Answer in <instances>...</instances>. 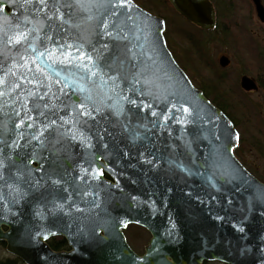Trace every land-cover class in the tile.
Wrapping results in <instances>:
<instances>
[{
    "label": "water",
    "instance_id": "obj_1",
    "mask_svg": "<svg viewBox=\"0 0 264 264\" xmlns=\"http://www.w3.org/2000/svg\"><path fill=\"white\" fill-rule=\"evenodd\" d=\"M166 1L179 16L198 29L214 28L215 10L209 0ZM252 2L257 18L264 24L260 0ZM23 4L24 0H0V9H6L0 10V24L4 19L9 22L23 20L27 14ZM130 8L132 19L121 33L126 37L121 43L132 50L128 55L133 57L134 71L142 73L137 87L150 94L134 95L127 91L129 84H122V94L137 99V103L152 105L143 112L134 109L139 117L146 119L134 116L131 123H127V116L117 119L105 111L110 119L102 124L115 134L114 137L105 134L104 141L93 139L91 149L69 146L67 154L62 153L58 158L43 151L32 161H26L36 179L44 175L38 170V164L45 168L48 165L56 167L61 175L53 178L61 179V188L67 191L49 188L47 200L30 195L19 204L10 203L8 199L0 201V242L5 244L7 254L23 264H203L213 261L264 264V184L251 176L234 157L233 150L239 139L235 127L191 84L177 65L165 44L163 19L147 13L132 0ZM144 20L146 25L136 26L135 22ZM72 23L78 27L65 25L61 30L70 43H79L76 38L80 36L95 41L92 29L99 31L95 21L80 16ZM40 35L43 37L44 32ZM23 50L24 46L9 48L10 55L0 56V76L16 65L13 69L16 76L9 75L8 84L0 87V91L8 93L0 97V138L9 141L15 139L19 131L25 132L26 137L31 134L26 126L19 130L14 127L21 118H26V109L21 107L17 97L23 99L26 96L24 88H33L37 80H32L31 84L25 82L15 91L8 86L13 80L33 75L26 71L24 61L18 57V52ZM40 50H43L42 45ZM3 51L0 44V52ZM226 61V57H222L219 63L225 66ZM45 62V58H40L42 67ZM31 67L35 69L36 65ZM56 70L61 69L57 66ZM48 71L53 76L52 91H57L58 85L54 83L57 78L52 70ZM38 79L49 83L43 75ZM83 83L91 87L87 81ZM243 86L249 87L245 83ZM38 91L43 93L47 88ZM104 91H108L107 86ZM98 92V89L93 92L97 103L100 100L108 104L114 102ZM45 102L39 101L40 111H45ZM28 107H32L30 101ZM181 107L188 108L191 115L177 111ZM124 109L125 112L129 109L126 102ZM167 109H172L168 115L186 120L183 131L175 120H169L166 129L159 126L164 122L161 110ZM151 111L158 114L157 127H153L152 121L157 117H152ZM30 115L36 117L37 123L44 120L38 112ZM120 121L127 123V131ZM137 124L141 126L136 127ZM136 136L139 138L133 142ZM104 143L108 144L107 148L103 147ZM27 151H32L31 146ZM54 159L56 163L52 164ZM145 159H152V164L144 163ZM179 163L193 174L178 168ZM81 166L104 172L97 180L91 176L81 179ZM0 191L7 193L2 181ZM86 192L90 194L85 195ZM58 204L64 205L63 212L58 210ZM130 224L143 227L151 237L142 255H136L124 238L123 230ZM241 227L243 232L237 230ZM52 236L64 237L70 252H52L46 242Z\"/></svg>",
    "mask_w": 264,
    "mask_h": 264
},
{
    "label": "snow or ice",
    "instance_id": "obj_2",
    "mask_svg": "<svg viewBox=\"0 0 264 264\" xmlns=\"http://www.w3.org/2000/svg\"><path fill=\"white\" fill-rule=\"evenodd\" d=\"M130 5L131 0H24L22 7L26 9L27 14L24 15L23 20L9 22L4 19L3 24H0V33H2L0 44L4 49L0 52V56L10 55L7 53L9 48L20 49L24 46L23 52H18V57L24 61L23 67L26 71L33 73L31 78L24 76L23 80H13L8 86L15 91L21 89L25 82L31 84L32 80H37L33 88H24L26 96L23 99L17 97L21 107L26 109L24 112L26 118H21L14 127L19 130L26 126L30 130V137H26L25 132L19 131L16 138L11 141L0 138V181L7 189V193L0 191V201L8 199L10 203L19 204L30 195L47 200L49 188L55 191H67L66 188H61V179L53 178L61 175L56 167L48 165L45 168L38 164V170L46 175L47 179H44V175L36 179L26 161H32L43 151L58 158L62 153L67 154L66 149L69 146L79 145L81 149H91L94 147L93 139L104 141L105 134L114 137L115 134L102 124V121L110 119L108 115H105V111L117 119L120 116H127V123H131L134 116L137 119H146V117H139L134 109L143 112L150 109L152 105L137 103V99L122 94V84H129L127 91L134 95L143 97L150 94L137 87L142 73L134 71L133 57L128 55L132 50L121 43L126 39L121 33L127 27L128 20L132 19ZM80 16L87 21H95L99 29V31L92 29V35L96 37L95 41L88 36H80L76 38L80 41L79 43H70L63 35L61 30L65 25L78 27L72 22ZM135 24L139 27L146 25L147 21H137ZM45 28L48 31H45ZM41 32H44L43 37L40 35ZM30 37L33 39L30 40ZM49 44L53 47H48ZM85 44L88 48H85ZM41 45L43 50H40ZM29 50L31 54H35V57L29 54ZM40 58H45L43 67L40 64ZM31 65H36V68L33 69ZM126 65H128L127 68ZM57 66L61 70H56ZM15 67L16 65L13 64L12 68L5 70L4 76H0V87L8 84L9 75L16 76V72L13 71ZM48 70H52L57 78L54 81L58 85L57 91H52L53 76ZM41 75L49 81L48 84L38 79ZM84 81H87L91 87H86ZM106 86L108 91H104ZM39 88H47V91L40 93ZM97 89L99 90L97 94L102 93L106 100H114V102L108 104L105 100H100L97 103L93 98V92ZM5 95H8L6 91H0V97ZM29 101L32 103L31 108L28 107ZM39 101H46L43 104L45 111H40L42 106ZM124 102L129 105L127 112L124 109ZM177 111L183 112L185 116L191 115L186 107H181ZM33 112H38L44 120L37 123L36 117L30 115ZM170 112L172 109L161 110L164 122L159 126L166 129L169 120H175L176 123L181 124L183 131L186 120L180 116L168 115ZM16 115L19 117L20 113L17 111ZM150 115L157 117L152 121L153 127H157L159 120L157 112L151 111ZM120 123L127 131V123L123 121ZM140 126L136 125V127ZM137 138L139 137H133V142ZM21 141L25 143L22 144ZM29 146L32 148L31 152L27 151ZM103 147L107 148L108 144L104 143ZM185 147L190 150L188 144H185ZM22 149L24 151H21ZM14 155L15 159H13ZM140 155L143 157L144 153L141 152ZM152 156L154 158L155 154L153 153ZM41 158L47 160V157ZM143 162L152 164V159H145ZM55 163L54 159L52 164ZM176 166L182 171L193 174L182 163ZM13 168L15 172L12 171ZM5 172H7V178H5ZM103 172V169L81 166L80 178L91 176V179L97 180ZM22 185H27V188H22ZM89 194L85 193V195ZM53 199L55 200V197ZM132 199L136 198L132 197ZM57 208L63 212L64 205L58 204ZM77 210L80 209L77 208ZM237 230L244 231L242 227Z\"/></svg>",
    "mask_w": 264,
    "mask_h": 264
},
{
    "label": "flooded vegetation",
    "instance_id": "obj_3",
    "mask_svg": "<svg viewBox=\"0 0 264 264\" xmlns=\"http://www.w3.org/2000/svg\"><path fill=\"white\" fill-rule=\"evenodd\" d=\"M209 1L215 10L216 23L212 30H200L184 20L187 24L197 29L202 36V41H197L194 38H188L186 43L188 46L187 52L191 54L189 62L191 63L190 65H192V70L194 69V66L196 68L198 65L197 63H199L202 64V72H206L204 76L205 79L202 80L201 77L203 86L198 85L192 75L188 73H186V75H188L191 84L201 90L210 103L213 106L218 107L223 114L230 119L239 137L236 149H234L235 158H237L239 163L242 164V166L246 168L251 175L257 178L260 182L264 183V167H262L264 164L262 166L259 164L261 161L264 162V49H257L256 51V36L254 31L249 30L244 32L241 30L238 18L240 17V19L244 21V16L241 15L240 11H244V9H242V5L246 6L244 3L247 1L229 0L227 4L224 2L220 3L223 10L228 8L233 11L232 13H234L232 19L233 22H224L223 26H221L218 21V2L215 0ZM251 3L253 5L252 0ZM253 8H255L254 5ZM260 24L262 23L260 22ZM231 31L234 32V34L232 33L234 48L232 50L233 55L225 53L216 57L218 63L217 69L225 74V76L219 75V79L215 80H213V78H208L210 73V64L207 63L205 52L214 42L205 43V39L213 35L221 37L224 32L230 34ZM213 41L217 42L218 40ZM168 48L177 62V58L172 49H170L169 46ZM222 57H226L227 59V64L225 66H222L219 63V60ZM177 64L179 65L178 62ZM179 66L182 68L181 65ZM182 69L184 70V68ZM227 70L233 71V74H227ZM244 83L249 85L248 89L244 88ZM243 130L248 136L243 135ZM250 148H255V153L249 154L248 149ZM105 178L109 179V176L105 175ZM143 230L147 234L148 240L145 245H143L141 252H136L132 245H129L126 238L128 246L136 253V255H142L144 253V247L150 240L149 233H147L145 229ZM46 242L52 252H70L68 241H65L64 237L52 236ZM1 247L3 248L5 254L3 252L0 253V257L9 258L5 251V244L2 242H0V248ZM204 264L213 263L205 262Z\"/></svg>",
    "mask_w": 264,
    "mask_h": 264
},
{
    "label": "rangeland",
    "instance_id": "obj_4",
    "mask_svg": "<svg viewBox=\"0 0 264 264\" xmlns=\"http://www.w3.org/2000/svg\"><path fill=\"white\" fill-rule=\"evenodd\" d=\"M218 2V10H219V24L223 26L224 22L231 23L233 22V11L231 9H225L221 7L220 3H225L229 2V0H215ZM243 1V0H242ZM247 1L244 3L246 6L242 5V9L244 11H240L241 15L244 16V21L238 18L240 21V27L241 30L244 32L246 31H254L255 36H256V51L257 49H264V26L260 24L259 20L256 18V13H255V8H253V5L251 3V0H245ZM136 3H140L144 8L149 10V13H152L158 17H161L164 22L166 23V28H165V37L167 39V44H169L170 49H172L174 55L177 58V62L179 65L184 68L186 73L192 75V77L195 79L196 83L198 85H202L203 83L201 82L203 79H205V74L206 72H202V64L197 63V67L192 70L190 65L191 63L189 62V57L191 54H189L188 51V46H187V39L194 38L197 41H202V36L201 33L189 24H187L181 16H179L168 4V2H164V0H135ZM262 5L264 7V0H261ZM253 10H252V8ZM217 9V7H216ZM236 10V9H234ZM218 17V16H217ZM226 19V20H225ZM228 20V21H227ZM196 30V31H195ZM232 33L234 34L233 31H231L230 34H227L224 32V34L221 37L217 36H210L206 38L205 43L209 42H214L209 46V48L206 50V57H207V63L210 64V73L208 75V78H213L219 79V75H224L222 72L218 71L217 66V60L216 57L221 54L225 53H230L233 55L232 50L233 48V41H232ZM213 40H218L213 41ZM227 74H233V71H228L226 72ZM202 77V80H201ZM233 77V75H232ZM232 80V78H231ZM216 83V82H215ZM243 135L248 136L246 132L243 130ZM256 149L255 148H250L248 149V153H255ZM261 161V160H260ZM260 166L264 164V162H259ZM264 167V166H262ZM124 236L127 238V242H129V245L131 244L132 247L135 249L136 252H141L143 245H145L146 241L148 240L147 234L145 231L140 228L136 227L133 225H128L126 231H124ZM4 253L3 248H0V253ZM10 259L13 258L12 256L10 257L7 255ZM213 264H219V263H214Z\"/></svg>",
    "mask_w": 264,
    "mask_h": 264
},
{
    "label": "trees",
    "instance_id": "obj_5",
    "mask_svg": "<svg viewBox=\"0 0 264 264\" xmlns=\"http://www.w3.org/2000/svg\"><path fill=\"white\" fill-rule=\"evenodd\" d=\"M133 1L135 2V0H133ZM164 2H166V1L164 0ZM136 4H138L139 6H141L142 8H144L140 3H136ZM144 9L147 12L149 11L146 8H144ZM0 264H20V262L17 259H15V258L9 259V258L0 257Z\"/></svg>",
    "mask_w": 264,
    "mask_h": 264
}]
</instances>
